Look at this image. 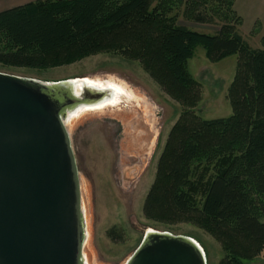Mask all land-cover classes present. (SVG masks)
<instances>
[{
  "label": "trees",
  "instance_id": "1",
  "mask_svg": "<svg viewBox=\"0 0 264 264\" xmlns=\"http://www.w3.org/2000/svg\"><path fill=\"white\" fill-rule=\"evenodd\" d=\"M234 0H37L0 12V67L50 70L97 54L137 62L180 107L142 206L148 221L194 226L223 252L218 264L264 257V50L239 33ZM217 28L201 34L181 25ZM236 56L227 90L232 114L196 112L188 62ZM111 230V240L121 238Z\"/></svg>",
  "mask_w": 264,
  "mask_h": 264
},
{
  "label": "rangeland",
  "instance_id": "2",
  "mask_svg": "<svg viewBox=\"0 0 264 264\" xmlns=\"http://www.w3.org/2000/svg\"><path fill=\"white\" fill-rule=\"evenodd\" d=\"M37 0H0V9ZM242 19L239 33L249 46L264 50V0H234ZM9 2L8 5H3ZM190 30L213 35L217 28L181 21ZM236 56L211 63L202 47L188 62V71L199 83L201 101L196 112L205 120L231 116L227 90L235 75ZM0 73L43 83L83 78H111L132 92L139 106L87 113L66 124L80 185L86 224L82 256L86 264H125L147 231L189 238L206 256V264L223 258L220 245L202 230L186 224L166 226L148 221L142 206L153 184L156 165L180 107L167 97L137 62L120 56L97 54L72 65L31 70L0 67ZM99 80V79H97ZM115 230L121 238L111 240ZM246 264H264L259 257Z\"/></svg>",
  "mask_w": 264,
  "mask_h": 264
},
{
  "label": "water",
  "instance_id": "3",
  "mask_svg": "<svg viewBox=\"0 0 264 264\" xmlns=\"http://www.w3.org/2000/svg\"><path fill=\"white\" fill-rule=\"evenodd\" d=\"M0 73V264H85L67 116L106 92ZM79 92V95H76ZM125 264H206L189 238L147 231Z\"/></svg>",
  "mask_w": 264,
  "mask_h": 264
},
{
  "label": "bare ground",
  "instance_id": "4",
  "mask_svg": "<svg viewBox=\"0 0 264 264\" xmlns=\"http://www.w3.org/2000/svg\"><path fill=\"white\" fill-rule=\"evenodd\" d=\"M97 79H101V81H98ZM112 83H110L107 79L102 78H83V79H75L74 80V87L75 89H81L83 87L94 89L97 91H103L106 92V97L103 98L101 101H99L96 104L87 106L82 105L78 107L76 110H74L72 113H70L67 116L66 124L71 123L73 120L78 119L80 116L87 114V113H93L96 111L101 110H107V109H114L118 108L120 104H126L137 107L135 101H133L125 91L117 87L113 83L121 84L119 82L114 81L113 79ZM122 85V84H121ZM76 95H79V92H76ZM84 222L86 224V218L84 215ZM87 238V233H86ZM86 264V262H85Z\"/></svg>",
  "mask_w": 264,
  "mask_h": 264
},
{
  "label": "flooded vegetation",
  "instance_id": "5",
  "mask_svg": "<svg viewBox=\"0 0 264 264\" xmlns=\"http://www.w3.org/2000/svg\"><path fill=\"white\" fill-rule=\"evenodd\" d=\"M105 79H107L110 83H112V80H111V78H105ZM98 81H101V79L100 80H98ZM113 84H115L117 87H119L120 89H122L123 91H125L126 93H127V95L133 100V101H135V103H136V105H137V107L139 106V102L137 101V98H136V96L132 93V92H130L123 84L121 85V84H117V83H113ZM103 110H101V111H96V112H102ZM94 113V112H93Z\"/></svg>",
  "mask_w": 264,
  "mask_h": 264
},
{
  "label": "crops",
  "instance_id": "6",
  "mask_svg": "<svg viewBox=\"0 0 264 264\" xmlns=\"http://www.w3.org/2000/svg\"><path fill=\"white\" fill-rule=\"evenodd\" d=\"M9 4V2H6V3H4L3 5H8ZM20 5V4H19ZM19 5H17V6H19ZM21 5H23V4H21ZM10 8H12V7H3V8H1L0 9V12L1 11H4V10H7V9H10Z\"/></svg>",
  "mask_w": 264,
  "mask_h": 264
}]
</instances>
